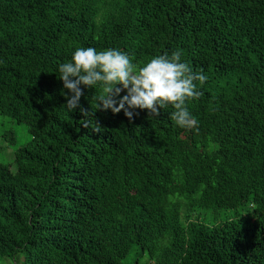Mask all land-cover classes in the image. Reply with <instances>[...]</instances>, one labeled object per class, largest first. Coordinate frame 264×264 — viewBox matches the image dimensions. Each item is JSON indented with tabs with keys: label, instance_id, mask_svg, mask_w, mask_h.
Returning a JSON list of instances; mask_svg holds the SVG:
<instances>
[{
	"label": "trees",
	"instance_id": "1",
	"mask_svg": "<svg viewBox=\"0 0 264 264\" xmlns=\"http://www.w3.org/2000/svg\"><path fill=\"white\" fill-rule=\"evenodd\" d=\"M81 45L182 50L198 124L66 111ZM0 116V264H264V0H0Z\"/></svg>",
	"mask_w": 264,
	"mask_h": 264
},
{
	"label": "clouds",
	"instance_id": "2",
	"mask_svg": "<svg viewBox=\"0 0 264 264\" xmlns=\"http://www.w3.org/2000/svg\"><path fill=\"white\" fill-rule=\"evenodd\" d=\"M58 71L66 90L64 106L69 113L79 108L85 89L98 87L97 108L102 107L113 113L123 110L131 120L136 115V109H146L151 117L157 118L161 109L170 105L174 108L170 116L181 128L198 124L187 102L202 94L198 83L203 85L208 79L203 69L194 71L182 59L180 49L171 54L165 51L138 63L119 48L98 50L93 46L81 45L72 51L67 62L58 65ZM122 92L124 95L121 96ZM80 110L84 115L83 125L88 127L86 117L90 111Z\"/></svg>",
	"mask_w": 264,
	"mask_h": 264
},
{
	"label": "rangeland",
	"instance_id": "3",
	"mask_svg": "<svg viewBox=\"0 0 264 264\" xmlns=\"http://www.w3.org/2000/svg\"><path fill=\"white\" fill-rule=\"evenodd\" d=\"M2 117L0 116V123L2 122ZM12 131L14 132V136L16 139L15 146H10L8 143H6L0 133V158L6 160L8 163H10L13 160L14 156V150L18 147L24 146L27 143V135L24 133L21 127L12 126ZM5 264H7L6 261H4Z\"/></svg>",
	"mask_w": 264,
	"mask_h": 264
}]
</instances>
